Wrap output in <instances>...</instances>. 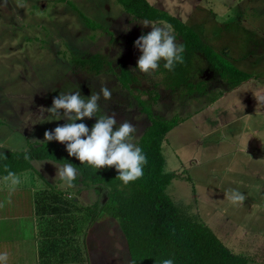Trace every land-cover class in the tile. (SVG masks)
<instances>
[{"label": "rangeland", "instance_id": "obj_1", "mask_svg": "<svg viewBox=\"0 0 264 264\" xmlns=\"http://www.w3.org/2000/svg\"><path fill=\"white\" fill-rule=\"evenodd\" d=\"M146 1L191 28L219 67L196 53L179 88H171L159 69L130 72L141 55L134 42L152 29L117 0H0V153L39 146L45 131L67 122L48 120L47 112L40 118L39 109L51 107L61 91L88 97L106 85L112 98L101 100V112H115L118 124H135L137 146L150 124L139 101L153 118L175 119L161 145L164 171L171 175L165 193L231 253L247 264H264V0ZM92 54L108 62L98 75L76 64ZM221 68L248 79L230 86L220 78ZM122 69L136 79L127 89L119 81ZM95 122L77 121L89 129ZM32 165L28 175L35 174L38 185L101 202L94 187H59L62 165ZM229 189L246 199L233 205L224 195Z\"/></svg>", "mask_w": 264, "mask_h": 264}, {"label": "trees", "instance_id": "obj_2", "mask_svg": "<svg viewBox=\"0 0 264 264\" xmlns=\"http://www.w3.org/2000/svg\"><path fill=\"white\" fill-rule=\"evenodd\" d=\"M117 1L126 13L137 20L164 21L171 25L174 35L185 45L183 64H178L171 72L163 67V62L159 68L166 82L172 85L171 88H179L187 83L189 68L196 53L202 55L212 69L219 67L211 48L177 18L153 7L146 0ZM76 64L98 75L108 62L103 55L92 54L82 56ZM219 73L220 78L230 86L248 79L235 70L227 72L221 68ZM119 81L127 89L136 79L122 69ZM138 105L150 120L138 141V147L147 156L148 163L144 167L143 177L130 182L126 187L116 179L118 173L114 167L96 170L87 164L81 165L74 157L68 156L65 145L55 142L42 143L22 152L2 153L6 159L0 156V177L7 174L5 165L10 171L20 174L34 171L33 161L73 164L78 169V178L74 184L86 188L94 187L97 196L103 195L101 202L97 200L91 208L92 221L101 215L117 221L124 235L131 264H160L163 258H174V264H247L245 257L231 253L206 226L183 215L167 196L165 189L171 175L164 171L161 145L165 135L177 122L174 118L155 119L149 106L141 101ZM25 153L30 160L24 159ZM57 196L61 198L62 194L58 193ZM66 201L73 204L74 198Z\"/></svg>", "mask_w": 264, "mask_h": 264}, {"label": "clouds", "instance_id": "obj_3", "mask_svg": "<svg viewBox=\"0 0 264 264\" xmlns=\"http://www.w3.org/2000/svg\"><path fill=\"white\" fill-rule=\"evenodd\" d=\"M159 24L161 26H154L147 20L143 22L144 27L151 25L152 30L147 34H141L134 42L133 46L141 55L136 67L131 68L130 72L139 71L151 75L160 68L161 62L163 67L171 72L178 64L184 63L185 45L177 42L171 25L164 21H160ZM111 98L112 90L106 85L101 86L97 92L92 91L88 97L82 96L80 91L68 93L61 91L54 97L51 107L39 109L40 118L44 119L43 114L47 112L48 120L67 122L53 130L45 131L43 142H38L56 141L64 144L69 157H74L81 165L87 164L96 170L114 167L118 173L116 179L126 187L130 182L143 177L148 159L143 150L132 142L133 134L137 133L136 125L129 120H123L118 124L115 112L111 114L101 112V100L107 102ZM85 118L96 119L91 129L85 123H77ZM0 156L6 159L2 153ZM24 159L30 160L27 153ZM5 172L7 174L0 177V185L9 193L16 191L21 185V176L28 175V173L18 175L10 171L7 165ZM77 178L78 169L73 164L65 162L57 168L56 180L62 182L59 187L72 189L76 186L74 181ZM224 195L233 205L240 204L246 199L244 193L235 189L227 190ZM7 260L8 254L0 253V264H6ZM160 264H174V258H163Z\"/></svg>", "mask_w": 264, "mask_h": 264}, {"label": "crops", "instance_id": "obj_4", "mask_svg": "<svg viewBox=\"0 0 264 264\" xmlns=\"http://www.w3.org/2000/svg\"><path fill=\"white\" fill-rule=\"evenodd\" d=\"M36 178L21 176L12 193L0 185V253L8 254L6 264H131L117 221L107 215L92 221L98 199L81 202L65 189L57 198L56 190Z\"/></svg>", "mask_w": 264, "mask_h": 264}]
</instances>
